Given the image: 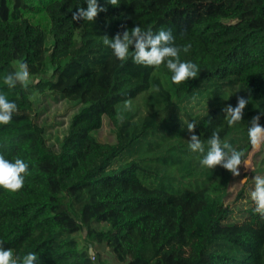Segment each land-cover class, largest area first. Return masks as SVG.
I'll return each instance as SVG.
<instances>
[{
	"label": "trees",
	"instance_id": "16d2710c",
	"mask_svg": "<svg viewBox=\"0 0 264 264\" xmlns=\"http://www.w3.org/2000/svg\"><path fill=\"white\" fill-rule=\"evenodd\" d=\"M38 1L50 21L47 54L46 33L24 17L28 6L0 0V93L17 105L0 124V155L28 164L22 189L0 187L3 248L35 253L38 264H99L86 230L102 264H264V215L249 201L229 204L232 174L203 166L187 130L196 122L205 152L219 131L247 158L250 121L264 112V0H98L107 11L94 21L72 20L86 0ZM137 25L191 44L180 59L199 66L197 78L175 84L165 64H136L131 46L118 60L103 36ZM21 62L31 76L51 75L9 88L3 77ZM31 89L79 105L58 148L31 116ZM138 96L144 112L125 110ZM237 97L249 103L229 125L222 109ZM104 125L111 141H99Z\"/></svg>",
	"mask_w": 264,
	"mask_h": 264
},
{
	"label": "clouds",
	"instance_id": "9594fccd",
	"mask_svg": "<svg viewBox=\"0 0 264 264\" xmlns=\"http://www.w3.org/2000/svg\"><path fill=\"white\" fill-rule=\"evenodd\" d=\"M113 6L118 4V0H109ZM87 8L78 7L72 13L73 21L87 20L94 21L101 12H106V7L98 3V0H86ZM104 45L108 46L113 55L120 61H126L129 58L130 46L133 47L132 59L136 64L144 66L159 67L165 64L166 68L172 73L171 80L175 84L186 82L190 79H196L200 71L199 66L191 61H182L180 53H188L191 44L177 46L175 37L170 29H161L153 33L151 29H142L139 25L127 29L122 33L118 32L114 37L109 38L103 36ZM30 72L27 63L21 62L18 69L3 77V83L9 88H14L17 83L28 86ZM153 92H159V86H152ZM249 103L245 97H237L236 106L227 105L222 112L227 118L229 125L242 121L244 109ZM125 110H132L131 100L124 101ZM17 111L15 102L7 99L4 93H0V124H8L11 122L12 115ZM253 116L248 127V137L250 144L259 149L264 145V126L259 124L260 116ZM197 125L196 122L187 124V130L190 135L188 147L192 152L202 153L200 163L213 169L221 166L228 170L233 176H238L239 166L242 164L243 152L235 150L232 145L226 141H222L219 131H214L207 140V151L205 152V142L201 140L199 135L194 134ZM28 175V164L22 159L16 158L14 162L5 159L0 155V187L16 192L23 188L25 177ZM255 187L251 192V199L255 202V211L264 215V177H254ZM39 258L35 253H28L23 257L14 255L12 249H4L0 242V264H38Z\"/></svg>",
	"mask_w": 264,
	"mask_h": 264
},
{
	"label": "rangeland",
	"instance_id": "374dc122",
	"mask_svg": "<svg viewBox=\"0 0 264 264\" xmlns=\"http://www.w3.org/2000/svg\"><path fill=\"white\" fill-rule=\"evenodd\" d=\"M28 9H25L24 17L31 23L39 25L46 33V54L51 46L52 39L49 34L50 21L48 17L41 10V4L38 0H22ZM15 70L18 69V64L14 65ZM51 75V69H46L42 75L31 76L29 78L28 86L33 85L38 80L48 78ZM30 97L33 101L35 111L31 112V116L35 121L44 129V139L49 146L58 148L63 138L67 134V128L72 117L77 113L79 105L72 104L66 100L54 96L52 94H38L34 90H30ZM132 102V110H137L138 114L143 113L144 97L138 96ZM204 102H202V105ZM198 106H194L192 113L197 112ZM99 141L108 142L111 141V136L108 135V127L103 126L98 133ZM239 175L231 176L229 178V185L227 192L230 194L228 199L229 204H244L247 201L255 203L251 199V192L254 190L255 181L254 177H264V145H261L259 149L252 146L247 158L239 166ZM251 188V191L248 190ZM240 195L244 196L246 200L242 199ZM85 239L84 246L89 248L90 256L93 260H96L99 264L102 258V247H93L91 243L86 239V230L83 233Z\"/></svg>",
	"mask_w": 264,
	"mask_h": 264
}]
</instances>
